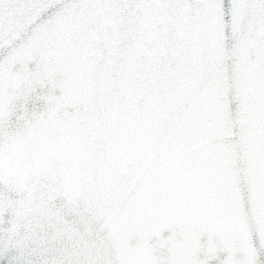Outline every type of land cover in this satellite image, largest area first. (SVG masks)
Listing matches in <instances>:
<instances>
[{
	"label": "water",
	"instance_id": "1",
	"mask_svg": "<svg viewBox=\"0 0 264 264\" xmlns=\"http://www.w3.org/2000/svg\"><path fill=\"white\" fill-rule=\"evenodd\" d=\"M8 15L11 24L2 37L7 55L0 65L13 89L10 99L32 80L60 101L39 116L25 114L8 160L25 168L39 164L53 182L75 181L113 259H158L168 251L172 233L145 238L136 222L175 198L168 168L171 123L177 98L197 86L190 80L194 65H207L201 83L211 89L218 110H226L228 96L248 102L237 123L240 143L221 166L224 193L235 198L236 185L254 183L264 169V113L251 104L264 89V35L249 29L226 52L211 32L168 14L80 13L32 30L18 25L14 12ZM177 73L190 88L175 87ZM122 208L127 211L120 216ZM100 209H110L119 222Z\"/></svg>",
	"mask_w": 264,
	"mask_h": 264
},
{
	"label": "snow or ice",
	"instance_id": "2",
	"mask_svg": "<svg viewBox=\"0 0 264 264\" xmlns=\"http://www.w3.org/2000/svg\"><path fill=\"white\" fill-rule=\"evenodd\" d=\"M133 11L199 25L226 52L249 29L264 35V0H0V59L7 55L2 37L11 24L10 12L18 25L32 30L67 15ZM225 66L230 74L231 62ZM206 70L204 64L193 66L190 80L197 86L174 105L168 168L175 198L136 222L145 238L156 231L172 233L168 251L158 259L142 254L115 260L93 214L80 203L75 181L53 182L39 164L25 168L8 160L25 114L39 116L46 105L55 110L60 101L47 85L32 80L10 99L13 89L0 65V264H264V169L254 183L236 185L235 198L224 193L221 172L240 143L237 123L248 102L228 96L226 110H218L211 89L201 83ZM174 79L176 88L191 87L179 73ZM251 104L264 113V89ZM100 210L119 222L110 209ZM126 211L122 208L120 216Z\"/></svg>",
	"mask_w": 264,
	"mask_h": 264
}]
</instances>
